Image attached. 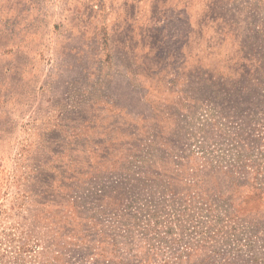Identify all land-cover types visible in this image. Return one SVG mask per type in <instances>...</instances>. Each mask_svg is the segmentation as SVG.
Masks as SVG:
<instances>
[{
    "label": "rangeland",
    "instance_id": "1",
    "mask_svg": "<svg viewBox=\"0 0 264 264\" xmlns=\"http://www.w3.org/2000/svg\"><path fill=\"white\" fill-rule=\"evenodd\" d=\"M0 264H264V0H0Z\"/></svg>",
    "mask_w": 264,
    "mask_h": 264
}]
</instances>
